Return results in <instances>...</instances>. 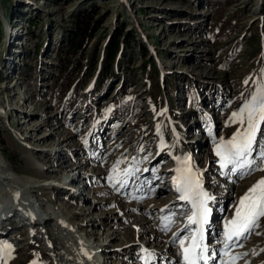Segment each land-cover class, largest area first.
Returning a JSON list of instances; mask_svg holds the SVG:
<instances>
[{
  "label": "rangeland",
  "instance_id": "374dc122",
  "mask_svg": "<svg viewBox=\"0 0 264 264\" xmlns=\"http://www.w3.org/2000/svg\"><path fill=\"white\" fill-rule=\"evenodd\" d=\"M82 16L99 23L73 52L67 42ZM120 27L134 41L117 53L115 76L98 96L105 47ZM136 42L148 50L146 73ZM74 62L89 77L79 97L66 101L67 92L62 100L54 85ZM126 84L128 107L114 112V95ZM257 84H264V0H0V175L34 181L22 187L0 178V216L15 210L6 187L9 196L71 220L86 262L145 264L147 249L149 264H180L174 233H189L181 231L186 210L172 184L175 157L190 156L210 182L206 191L224 196L216 199L223 214L213 220L220 236L264 171L221 175L213 138L236 132L240 125L229 117ZM133 166L139 171L121 187L123 170ZM169 211L176 222L161 231ZM17 220L12 215L0 231V246L11 245L6 264H58L41 225ZM259 222L243 248L250 257L264 252V217Z\"/></svg>",
  "mask_w": 264,
  "mask_h": 264
},
{
  "label": "snow or ice",
  "instance_id": "6c2138e0",
  "mask_svg": "<svg viewBox=\"0 0 264 264\" xmlns=\"http://www.w3.org/2000/svg\"><path fill=\"white\" fill-rule=\"evenodd\" d=\"M245 83L247 84L248 81L246 80ZM229 122L239 124L240 127L227 140L213 138L214 152L218 157L221 175H236L243 179L255 171H264V141L257 139L261 125L264 124V84H257L256 91L251 94L238 111L231 114ZM157 131L159 134V126H157ZM209 131L211 132V129ZM140 150L143 151V148ZM135 159L133 157V161ZM175 159L178 166L174 169L176 174L172 176V184L178 194L177 199L183 201L185 207L190 205V213L186 215V223L184 229L181 230L188 231L189 234L179 236L178 233H174V237L177 239L173 240V243L178 241L183 264H208L210 259L217 256L218 251L227 258L222 260L221 264H236L248 253L233 254L231 250L236 247H243V241H246L253 234H259L256 229L260 227L259 221L264 217V177L253 184L240 198L233 217L225 220L223 240L219 241L223 247L220 250H210L205 242V232L212 213L209 202L214 197L204 189L201 179L202 173L199 169L194 168L190 156L175 157ZM112 171L117 175L120 174L118 165H114ZM138 171L139 168L135 166L124 169L122 175L125 179L117 182L121 187L126 186L127 178L134 177ZM144 171H148V169H144ZM113 178V176L109 177V179ZM151 191L152 189H149V192ZM176 216V212L169 211V214L162 218L164 223L161 231L170 230V227L176 222ZM143 251L146 253L145 264H149L154 253L148 252L147 249H143ZM84 254L88 255L87 252ZM253 254L256 253L253 251ZM10 256L11 245L0 246V260H5L6 264V258Z\"/></svg>",
  "mask_w": 264,
  "mask_h": 264
},
{
  "label": "trees",
  "instance_id": "16d2710c",
  "mask_svg": "<svg viewBox=\"0 0 264 264\" xmlns=\"http://www.w3.org/2000/svg\"><path fill=\"white\" fill-rule=\"evenodd\" d=\"M89 22L90 20L83 19V16L81 20H77V33L74 37H71L67 42L68 48L73 52L79 49L80 46H82L83 39L87 37V34L89 36L91 32L95 30L97 24L99 23L98 21H96L94 22L93 26H91L89 25ZM126 33L123 31V27L116 29L114 33L110 36V39L105 47L104 65L100 71L102 73V78L101 81H99L95 86V93L98 96H100V94L104 92L107 86V81L109 80L110 76H115L112 63L115 60L117 53L121 48L129 44L130 40L134 41V38L128 40ZM137 47L141 48L140 54L142 58H144L142 61V70L146 73V63L148 61L145 60V58L147 56L148 50L145 46L139 43H137ZM150 65L152 71L154 73H157V66L154 59L150 61ZM88 77L89 74L87 73V70L83 69V66L80 63L74 62L70 67H68L66 71H63L57 78L54 85V94H59L62 100L68 94V98H66L68 100H64H74L75 98L81 95L82 89ZM126 86L127 84L123 85V87L119 88L118 92H116L114 95L111 104L114 107V112L117 110H123L128 107L129 101H125L124 99ZM66 88H68V91L66 90Z\"/></svg>",
  "mask_w": 264,
  "mask_h": 264
},
{
  "label": "bare ground",
  "instance_id": "6f19581e",
  "mask_svg": "<svg viewBox=\"0 0 264 264\" xmlns=\"http://www.w3.org/2000/svg\"><path fill=\"white\" fill-rule=\"evenodd\" d=\"M0 178L1 179L2 178L7 179V181H12V182L16 183V185H19L22 187H25L24 183H27L28 181L32 182V183L34 182L33 180H28V181H23V182L18 181V180H15L14 177L9 178L6 175L2 176V177L0 175ZM35 186H36V184H35ZM2 190H5L4 193H7V192L9 193V191H7L8 189L6 187H3ZM72 190H73V188H72ZM74 190H73V193H74ZM18 192L19 191H17V193ZM4 193H2V194H4ZM8 193H7V196L5 195L4 197H6L9 201H11V199L15 198L13 194L12 195L10 194V196H9ZM73 197H75V196H73ZM223 197L220 196V198H223ZM23 199L24 198H22V200ZM15 200L18 203L20 202L16 198H15ZM210 202H213V200ZM10 204H11L10 206H13L14 208H16L15 203L12 204L10 202ZM32 205L34 206V208H33L34 212L30 213V216H31L30 220L35 218L37 220H42L41 221L42 223L45 221L44 222V226L46 228L45 233H47V239L52 243V246H53L55 252H57L56 254L58 255V257H57L58 258V264H91L89 261L86 262V260L84 258V255H85L84 253L86 251L84 250L83 242L80 240L79 237H75L74 228L71 227V224H69L66 221L67 218L63 217L62 215H57V214H52V213L46 212L47 210L45 211V209H43L42 207H37L33 203H32ZM212 211L214 212V213L212 212L214 214V216L217 215L216 210L212 209ZM23 222H25V221H23ZM31 222H32L31 223L32 225H34V226L37 225V223L34 222L33 220H31ZM69 222H71V220H69ZM211 235H212V233H208V237ZM75 240H77V242ZM90 248L96 250L98 247H94V248L90 247ZM95 259H96L95 262H97V264L102 263L98 257L96 258V256H95Z\"/></svg>",
  "mask_w": 264,
  "mask_h": 264
}]
</instances>
